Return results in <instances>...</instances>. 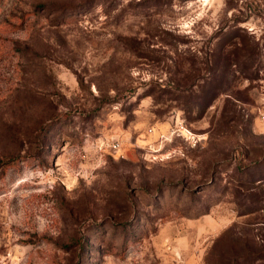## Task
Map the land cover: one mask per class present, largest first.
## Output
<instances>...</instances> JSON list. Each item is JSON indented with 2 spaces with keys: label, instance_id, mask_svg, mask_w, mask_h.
Returning a JSON list of instances; mask_svg holds the SVG:
<instances>
[{
  "label": "rangeland",
  "instance_id": "1",
  "mask_svg": "<svg viewBox=\"0 0 264 264\" xmlns=\"http://www.w3.org/2000/svg\"><path fill=\"white\" fill-rule=\"evenodd\" d=\"M0 264H264V0H0Z\"/></svg>",
  "mask_w": 264,
  "mask_h": 264
}]
</instances>
